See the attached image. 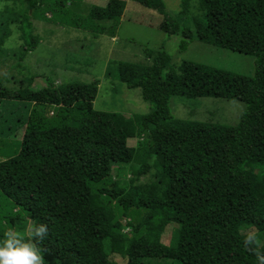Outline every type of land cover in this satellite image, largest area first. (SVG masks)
Here are the masks:
<instances>
[{
  "label": "trees",
  "instance_id": "16d2710c",
  "mask_svg": "<svg viewBox=\"0 0 264 264\" xmlns=\"http://www.w3.org/2000/svg\"><path fill=\"white\" fill-rule=\"evenodd\" d=\"M7 1L25 6L23 40L29 53L37 46L31 17L114 38L129 0L91 6L84 19L65 9L70 0ZM132 1L164 17L162 30L183 38L181 52L195 36L254 57V75L192 61L175 71L163 50L149 65L114 62L118 81L140 89L154 106L131 118L94 108L98 83L33 90L32 77L12 92L0 80V101L33 106L26 110L22 141L0 139V194L12 207L11 213L0 209V236L9 229L23 231L27 221L46 224L47 237L38 244L45 264H113L106 240L127 264H259L257 254L264 256L257 242L264 238V0H182L184 15L198 2L202 15L193 29L168 14L165 0ZM176 96L236 100L245 111L236 125L180 120L170 110ZM134 138L143 140L129 148ZM113 163L132 164L129 187L113 180ZM153 170L156 181L143 190L140 180ZM171 223L180 226L179 238L165 245L162 235ZM246 226L255 227L257 235L243 233ZM248 236L256 242L245 244Z\"/></svg>",
  "mask_w": 264,
  "mask_h": 264
},
{
  "label": "rangeland",
  "instance_id": "374dc122",
  "mask_svg": "<svg viewBox=\"0 0 264 264\" xmlns=\"http://www.w3.org/2000/svg\"><path fill=\"white\" fill-rule=\"evenodd\" d=\"M54 1V0H51ZM108 0H70L65 9L73 18L84 19L91 6L105 7ZM73 3L78 4L77 7ZM117 31L118 43L112 47L110 38L93 35L88 31L55 24L54 21H39L33 17L30 35L36 48L25 52L23 25L25 6L7 0H0V80L12 92L25 88V78H34L32 89L41 90L47 86L56 88L67 84L98 83L99 93L94 108L101 112H117L127 118L134 115H147L154 110L151 103L142 99L140 89H129L118 81L117 66L114 62H132L143 65L152 63V59L161 50L172 58L171 69L178 71L184 61L205 64L238 75L252 77L255 72L256 59L240 53L214 47L200 42L195 36L185 52L180 51L182 36H168L162 30L164 17L157 11L129 0ZM108 4V3H107ZM197 1L191 4L189 14L184 15L182 0H165L166 10L170 16L179 20L182 27L193 29L194 22L201 18ZM75 11V12H72ZM47 17H52L48 14ZM105 26L110 23L104 22ZM108 36V35H105ZM111 37V36H109ZM113 38V37H111ZM115 38V37H114ZM110 73V74H109ZM109 74V75H108ZM0 101V139L21 142L25 133L27 108L32 105ZM170 110L174 118L185 121H197L219 125H236L245 111V104L236 100L204 98L188 99L176 96L171 99ZM147 139V137H143ZM142 139V140H143ZM130 139L129 148H136L142 141ZM3 159L0 158V161ZM154 158L150 161L153 164ZM129 165L113 163L112 178L121 186L129 187L132 180ZM157 170L151 171L140 180L143 190L156 181ZM1 212L11 213L9 200L0 194ZM148 213L145 212L143 217ZM129 218L122 219L124 232L130 233ZM32 221H27L23 231L14 229L27 236ZM245 234L257 235V229L246 226L241 230ZM180 226L169 224L162 235V243L170 245L178 241ZM260 247L264 238L257 239ZM105 252L113 264H127L124 256L111 253L109 241L104 242ZM159 264H181L162 262Z\"/></svg>",
  "mask_w": 264,
  "mask_h": 264
},
{
  "label": "clouds",
  "instance_id": "9594fccd",
  "mask_svg": "<svg viewBox=\"0 0 264 264\" xmlns=\"http://www.w3.org/2000/svg\"><path fill=\"white\" fill-rule=\"evenodd\" d=\"M27 231L29 234L25 236L9 229L0 236V264H45L43 250L38 244L47 237V225L32 223ZM244 242L256 241L248 236ZM257 260L264 264V256L257 254Z\"/></svg>",
  "mask_w": 264,
  "mask_h": 264
},
{
  "label": "crops",
  "instance_id": "0c3cea01",
  "mask_svg": "<svg viewBox=\"0 0 264 264\" xmlns=\"http://www.w3.org/2000/svg\"><path fill=\"white\" fill-rule=\"evenodd\" d=\"M109 2V0L107 1V3ZM107 3H106V5H107ZM105 5V6H106ZM128 5V4H127ZM124 16V15H123ZM103 38H110V43H112V47H115L117 44L116 43H118V37L116 36L115 38H111V37H109V36H105V35H103Z\"/></svg>",
  "mask_w": 264,
  "mask_h": 264
}]
</instances>
